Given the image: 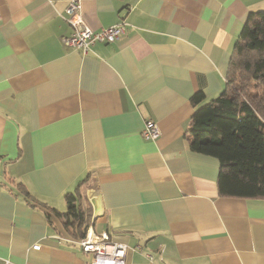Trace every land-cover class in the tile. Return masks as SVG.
<instances>
[{"label":"crops","instance_id":"obj_1","mask_svg":"<svg viewBox=\"0 0 264 264\" xmlns=\"http://www.w3.org/2000/svg\"><path fill=\"white\" fill-rule=\"evenodd\" d=\"M70 1L91 30L123 33L85 54L64 46ZM260 11L264 0H0V264H87L42 207L65 212L76 188L125 264H264V199L220 197L218 160L187 136L191 98L222 92Z\"/></svg>","mask_w":264,"mask_h":264},{"label":"trees","instance_id":"obj_2","mask_svg":"<svg viewBox=\"0 0 264 264\" xmlns=\"http://www.w3.org/2000/svg\"><path fill=\"white\" fill-rule=\"evenodd\" d=\"M203 101L201 92L191 98L195 110L187 131L189 149L218 160L220 197L264 199V11L248 14L234 44L222 92L200 104ZM16 187L36 204L21 184ZM64 201L63 213L42 207L48 211V222L52 224V216L58 219L77 242L87 231L90 210L83 208L79 188L65 194Z\"/></svg>","mask_w":264,"mask_h":264},{"label":"built area","instance_id":"obj_3","mask_svg":"<svg viewBox=\"0 0 264 264\" xmlns=\"http://www.w3.org/2000/svg\"><path fill=\"white\" fill-rule=\"evenodd\" d=\"M66 21L72 27L73 32L69 36L61 38L64 46L81 50L83 54L87 52L90 46L96 42L112 43L122 33L123 28L116 26L102 29L95 32L84 25L79 6L75 1H70L66 7ZM160 133L155 123L147 121L142 130L144 139L156 140ZM83 253L91 256L87 264H125V254L127 247L124 244L116 243L110 240L106 233L94 234L88 227L84 237L76 242ZM38 245L32 246V249H38Z\"/></svg>","mask_w":264,"mask_h":264}]
</instances>
